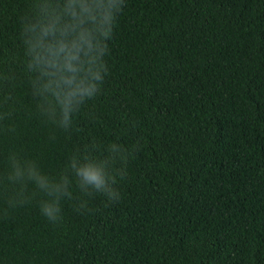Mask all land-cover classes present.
<instances>
[{"label": "trees", "instance_id": "trees-1", "mask_svg": "<svg viewBox=\"0 0 264 264\" xmlns=\"http://www.w3.org/2000/svg\"><path fill=\"white\" fill-rule=\"evenodd\" d=\"M0 264H264V0H0Z\"/></svg>", "mask_w": 264, "mask_h": 264}, {"label": "clouds", "instance_id": "clouds-1", "mask_svg": "<svg viewBox=\"0 0 264 264\" xmlns=\"http://www.w3.org/2000/svg\"><path fill=\"white\" fill-rule=\"evenodd\" d=\"M90 94V91H89ZM67 120V115H65ZM15 175L17 177L22 175V172L19 167L16 168ZM29 175H34L32 171L29 172ZM77 175L80 177L81 185H92L96 189H102L105 186V177L104 174L95 167L91 165L81 167L77 169ZM41 186H44L43 181H40ZM53 194V193H50ZM41 212L45 215L50 221L57 222L59 219L60 208L58 205V200H54L52 203H44L41 206Z\"/></svg>", "mask_w": 264, "mask_h": 264}]
</instances>
